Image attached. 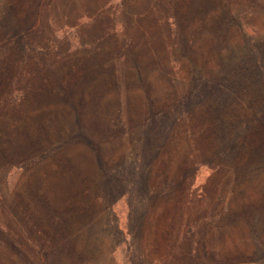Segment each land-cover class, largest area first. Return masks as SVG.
<instances>
[{
    "label": "rangeland",
    "instance_id": "rangeland-1",
    "mask_svg": "<svg viewBox=\"0 0 264 264\" xmlns=\"http://www.w3.org/2000/svg\"><path fill=\"white\" fill-rule=\"evenodd\" d=\"M0 264H264V0H0Z\"/></svg>",
    "mask_w": 264,
    "mask_h": 264
}]
</instances>
